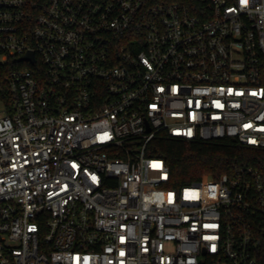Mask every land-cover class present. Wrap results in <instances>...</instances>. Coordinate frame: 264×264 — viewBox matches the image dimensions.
<instances>
[{"label": "built area", "instance_id": "obj_1", "mask_svg": "<svg viewBox=\"0 0 264 264\" xmlns=\"http://www.w3.org/2000/svg\"><path fill=\"white\" fill-rule=\"evenodd\" d=\"M225 138L264 153V0H0V264H264V155H147Z\"/></svg>", "mask_w": 264, "mask_h": 264}, {"label": "trees", "instance_id": "obj_2", "mask_svg": "<svg viewBox=\"0 0 264 264\" xmlns=\"http://www.w3.org/2000/svg\"><path fill=\"white\" fill-rule=\"evenodd\" d=\"M147 155L165 161L171 173L168 186L180 190L208 174L219 178L244 164L257 166L264 153L240 148L232 138L213 143L157 139L149 145Z\"/></svg>", "mask_w": 264, "mask_h": 264}]
</instances>
